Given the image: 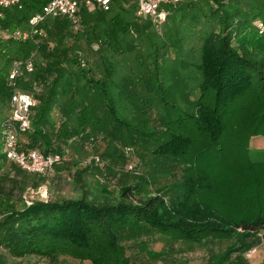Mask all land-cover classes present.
Here are the masks:
<instances>
[{
    "label": "trees",
    "instance_id": "1",
    "mask_svg": "<svg viewBox=\"0 0 264 264\" xmlns=\"http://www.w3.org/2000/svg\"><path fill=\"white\" fill-rule=\"evenodd\" d=\"M45 1L23 0L21 9H6L1 26L10 31L31 30L30 18L42 9ZM173 9V22L200 24L198 31L203 39L195 108L166 121L168 139L156 152L188 164L181 183V199L170 205L161 193H140L138 184L112 191L90 181L88 168L78 163L67 167L72 173L70 181L75 194L65 196L61 194V168L47 176L22 168L7 159L0 136V264H23L22 260L32 256L53 262L66 256L92 264H132L122 239L142 228L189 242L214 236L237 237L241 242L264 229V159H255L249 146L252 137L264 136V30L258 27V22L264 23V0H183ZM121 13L132 19L126 21ZM81 15L84 24L97 18L104 26L92 30L88 40L100 55V75L87 60L84 65L74 55L81 46L69 42L72 20L67 17L48 18L39 24L46 36L0 39V133L10 115L11 64L16 59L30 58L38 50L33 58L34 71L17 80V85L37 100L31 128L21 136L25 149L66 154L63 147L68 139L80 135L86 127L101 128L105 120L119 131L121 119L115 110L119 92L115 83L122 59L116 61L115 56H123L126 49L135 50L120 32L131 36V30L142 25L139 32L148 34V26L154 23L150 19H145L146 25L141 22L143 18L136 15V0H114L109 11L84 8ZM107 18L115 20V27L106 24ZM156 46L147 60L155 65L154 73L161 56H170L165 48ZM149 82L151 86L152 76ZM157 92L166 101L165 87ZM245 107L248 125H240L238 130L246 132V149L243 143L237 157L227 156L218 161L220 156L194 147L199 134L209 139V147L215 145L222 150L221 142L231 127L238 125ZM101 110L105 113L104 121L99 116ZM236 175L248 180L249 189H232L228 196H222V180ZM58 184L54 198L31 193L43 186L51 192L53 185ZM239 194L242 196L238 199ZM223 204L232 205L237 212L229 216ZM242 245L226 250L221 261L235 250L242 252ZM221 261L217 264H223Z\"/></svg>",
    "mask_w": 264,
    "mask_h": 264
},
{
    "label": "rangeland",
    "instance_id": "2",
    "mask_svg": "<svg viewBox=\"0 0 264 264\" xmlns=\"http://www.w3.org/2000/svg\"><path fill=\"white\" fill-rule=\"evenodd\" d=\"M163 8L172 10L171 15L161 25L151 23L147 28L148 34L139 32L142 25L135 28V31H132L133 28L131 36L120 32L123 40L126 39V42L129 40L128 46L135 50L126 49L123 56H115L116 61L122 59L120 65L117 66L120 72L116 71L119 73H116L117 82L115 83L119 92L115 101L116 115L121 119L118 125L119 131L106 122L105 113L101 110L99 116L103 121L105 120L104 126L101 125L98 129L86 127L80 135L67 140L63 147L66 154L58 152L61 160L46 174L47 176L58 173V169L61 168L60 171L64 177L61 180V194L65 196L75 194L70 181L72 173L67 167L78 163L81 167L88 168L90 181L112 191L116 192L125 185L138 184L140 193H161L170 205L181 199V183L187 174L188 164L176 161L173 157L158 155L156 152L159 145L168 139L166 121L185 112H192L195 108L194 104L199 96L201 82L198 65L203 39L198 31L201 28L200 24L190 21H183L181 24L174 23L172 17L174 9L168 5ZM121 16H125L126 21L131 18L128 14ZM106 20L109 27H115V20L111 21L110 18ZM100 21L96 18L84 24L81 15L75 23L72 22L69 40L72 44H80L81 49L74 51V55L78 56L84 65L87 60L91 67L97 70L98 75L102 73L101 67H98V61H101L100 55L98 51L90 47L91 42L88 40L93 34L92 30L96 31L104 27ZM141 22L144 25L147 24L145 19ZM192 26L195 28L192 29ZM176 30H178L177 33ZM91 40L95 47L98 46L95 39ZM157 44L161 49L165 48L170 56L168 54L161 56L162 60L157 63L158 68L154 73L152 69L155 65H150L152 61L147 60H150L149 53L157 47ZM36 45L39 46V43ZM37 51L30 56L34 58ZM111 61L116 62L113 58ZM149 69L152 72L149 73ZM151 76L153 83L150 86ZM161 86L165 87L166 101L164 102L161 100L160 93L157 92ZM248 115V109L245 107L244 113L240 115V120L236 123L238 125L234 129L232 126V132L230 131L226 135L227 138L221 142L222 150L215 145L209 147L212 145L209 139L199 134L196 137L198 143L194 147L196 149L206 148L208 153L212 152L214 156H220L218 161L227 156L237 157L243 145L244 150L246 149V143L243 142L247 136L246 132H241L238 128L240 125H248ZM253 126L254 124L250 126V129ZM23 139L26 140V137ZM249 146L255 159H264L263 135L252 137ZM247 182V179L239 175L227 181L223 179L219 188L220 194L228 196L229 191H233L232 189L247 191L249 189ZM53 187L51 192L49 188L43 186L31 193L32 195L39 194L42 198L49 196L54 198L60 184L53 185ZM215 194L217 195V192ZM241 196V194L237 195L238 199ZM224 204L222 205L224 212L229 216L237 212L232 205L224 206ZM122 242L127 248L132 264H217L226 250L234 245H241V243L244 244L242 252L233 251L225 260H222L223 264H264V229L241 242L237 237L230 236H214L201 242H189L176 241L158 232H152L148 228H142L135 235H126ZM22 261L23 264H92L90 261H80L66 256H61L57 262L35 256Z\"/></svg>",
    "mask_w": 264,
    "mask_h": 264
},
{
    "label": "built area",
    "instance_id": "3",
    "mask_svg": "<svg viewBox=\"0 0 264 264\" xmlns=\"http://www.w3.org/2000/svg\"><path fill=\"white\" fill-rule=\"evenodd\" d=\"M183 0H136V15L143 19H150L155 25L163 24L172 10L163 7L168 5L172 9L177 7ZM114 0H46L42 9L30 18L31 30L17 28L10 31L1 26V20L5 16L6 9L22 8V0H0V39L12 36L16 39L28 40L34 35L46 36L43 28L38 25L48 18L67 17L76 22L82 10L109 11ZM261 31L264 23L258 22ZM39 43V40L36 41ZM35 69L33 58L26 60L16 59L11 64L9 79L13 86L9 100L10 115L3 122L0 136L3 139L7 159L20 165L22 168L42 175L48 174L54 165L61 160L59 153L44 154L36 149H25L21 144V136L31 128V115L37 100L33 94L23 91L17 80L24 74L32 73Z\"/></svg>",
    "mask_w": 264,
    "mask_h": 264
},
{
    "label": "crops",
    "instance_id": "4",
    "mask_svg": "<svg viewBox=\"0 0 264 264\" xmlns=\"http://www.w3.org/2000/svg\"><path fill=\"white\" fill-rule=\"evenodd\" d=\"M23 1V0H22Z\"/></svg>",
    "mask_w": 264,
    "mask_h": 264
}]
</instances>
